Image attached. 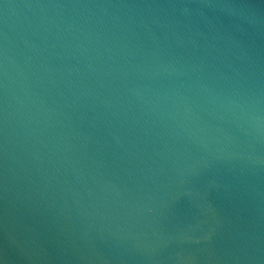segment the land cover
Returning a JSON list of instances; mask_svg holds the SVG:
<instances>
[{"label":"water","instance_id":"1","mask_svg":"<svg viewBox=\"0 0 264 264\" xmlns=\"http://www.w3.org/2000/svg\"><path fill=\"white\" fill-rule=\"evenodd\" d=\"M0 264H264V0H0Z\"/></svg>","mask_w":264,"mask_h":264}]
</instances>
